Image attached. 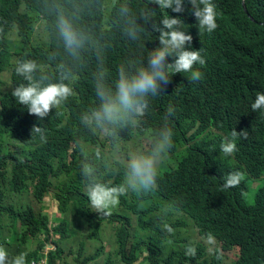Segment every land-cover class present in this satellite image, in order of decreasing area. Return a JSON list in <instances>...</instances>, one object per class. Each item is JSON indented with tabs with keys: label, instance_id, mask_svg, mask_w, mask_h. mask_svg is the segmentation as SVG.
Segmentation results:
<instances>
[{
	"label": "trees",
	"instance_id": "16d2710c",
	"mask_svg": "<svg viewBox=\"0 0 264 264\" xmlns=\"http://www.w3.org/2000/svg\"><path fill=\"white\" fill-rule=\"evenodd\" d=\"M55 2L80 11L79 24L88 33L90 44L82 52L83 68L75 86L76 95L66 102L61 115H55L56 110H52L42 122L47 130V142L31 139L32 126L41 122L29 114L26 106L17 103L12 89L1 99L0 243L11 253L29 249L30 260L40 255V249L52 234H59L60 238L52 241L55 249L49 252L50 264L56 260L62 264H132L141 256L145 264H220L221 256L218 259L217 253L212 258L208 256L211 253L205 236L211 233L223 249L241 247L237 264H261L264 261V191L259 193L253 206L244 201L246 191L230 188L219 192V177L228 168L216 167L213 153L198 143L187 149V155L177 168V162L173 166L174 163L167 160L170 166L161 169L158 179L162 181V214L152 218L138 216L140 234L131 233L130 217L122 221L116 240L118 260L113 259L111 253L99 260L104 249L101 224L80 215L76 207L60 195L55 194L53 198L60 203L62 215L53 216L52 227L50 215L43 206L36 208L14 199V194L26 193L42 203L47 193L43 191L47 176L55 165L65 168L71 178H78L83 158L77 147L78 139L83 138L90 151L96 145H104L98 136L89 134L79 124L80 113L95 104L91 79L97 65V52L115 78L122 61L139 60L159 46L157 32H146L139 45L123 36L116 22V7L123 0H104L103 8L99 7L101 0ZM214 3L219 13L217 29L202 41L191 44L192 49H204L202 55L206 64L194 66V70L202 73V78L189 82L190 73H177L161 93L166 105L174 104L179 111L181 130L175 131L170 155H176L177 145L191 141L196 135L212 136L216 128L231 133L233 128H238L250 133L239 144L238 159L258 176L264 170V109L259 115L251 114L250 103L254 102L258 91H264V0H245L247 11L243 0H214ZM131 5L134 8L147 6L145 0H131ZM149 8L156 12L157 21L167 15L158 5L149 4ZM185 9L183 13L167 11L173 17L182 18L183 28L190 34V27L196 26L197 21L188 0H185ZM49 12V0H0V30L4 35L0 74L15 67L17 60L23 58L37 59L47 71L54 73L55 64L67 59L54 37V17ZM53 54L56 55L54 62L50 60ZM17 78L14 68L13 80ZM3 84L0 77V86ZM193 126L195 132L189 135ZM67 154L73 156L71 164L67 163ZM6 181L10 186L7 193ZM78 187L75 183L71 185L75 190ZM169 206L170 210L166 211ZM76 221L93 227L91 236L101 245L82 257L83 247H80L79 257L65 262L62 245L80 232L74 225ZM8 223L11 225L7 227ZM164 223L174 228V234L163 230ZM189 224L203 235L202 241L196 243L195 258L185 256L186 245H193L189 235L184 234Z\"/></svg>",
	"mask_w": 264,
	"mask_h": 264
},
{
	"label": "clouds",
	"instance_id": "9594fccd",
	"mask_svg": "<svg viewBox=\"0 0 264 264\" xmlns=\"http://www.w3.org/2000/svg\"><path fill=\"white\" fill-rule=\"evenodd\" d=\"M145 3L146 7L134 8L131 0H123L116 7V22L123 36L137 45L142 43V37L146 32L159 33V46L139 60L122 61L116 70L115 78L105 65L101 53L97 52V65L91 79L95 104L80 113L79 124L89 134L98 136L104 145H96L90 151L85 140L78 139L77 147L83 155L80 176L73 179L64 170L65 168L55 165L54 170L47 176L43 190L47 192L43 202L46 196L51 195L53 198L55 194L60 195L69 204L75 206L80 215L100 223L101 236H103V226L113 225L115 241L119 226L127 217L132 221L131 233L140 234L136 217L152 218L162 214L160 192L162 181L158 179L159 173L162 174L161 169L167 165V160L173 162V166L177 162V168L187 155V149L194 143L202 145L204 149L213 153L216 167L225 165L228 168L219 177L218 190L221 193L230 188L247 192V185L244 182L245 173L239 169L245 170L253 178H259L264 173L263 170L260 175L255 176L239 161V144L247 139L250 133L238 128H233L231 133L216 128V132L207 140H200L196 135L191 141L177 145V154L170 155L174 147L175 131L181 130L179 111L174 104L166 105L161 93L171 82V77L177 73H190L189 82H196L202 78V73L194 70V66L206 64V59L202 55L204 49H192L191 44L192 41H202L204 36L211 35L217 29L219 13L214 0H188L197 25L191 26L190 34H186L183 19L179 16L173 17L167 11L171 9L174 13H183L186 10L185 0H145ZM49 4V14L54 17V37L67 59L55 64L54 73L47 71L45 65L39 63L37 59L23 58L17 60L15 67L0 74L4 81L0 86V107L1 99L9 89H12V96L17 103L26 106L29 114L39 118L41 123L34 124L31 128V139H38L42 143L47 142L48 139L47 130L42 122L49 117L52 110H56L55 115H61L66 102L76 95L75 86L79 79V71L83 68L82 52L90 44L88 33L79 24L80 11L76 7L67 8L55 0H49ZM149 4L158 5L161 12L166 10L167 15H163L157 21L154 15L156 12L149 8ZM99 7H104V0H101ZM243 7L247 11L245 0ZM1 31L0 48L4 43V35ZM169 58H172V62H169ZM50 60L54 62L56 55H51ZM14 68L18 75L17 80H13ZM5 72L8 73L7 78L3 77ZM262 109H264V91H258L254 102L250 103V112L259 115ZM195 129L193 126L189 135L193 134ZM137 133L145 134L141 136L140 147L129 150L130 145L138 144L140 136H132ZM144 140H147L148 144H144ZM219 155L234 158L235 164L231 165L218 158ZM72 162V154H67V163ZM74 183L79 186L76 190L71 188ZM7 187H10L8 181L4 186L6 193ZM262 191L264 186L257 190L253 204L244 201L248 205H255ZM153 196H157L159 200L148 204ZM80 200L82 204H78ZM32 202L30 204L36 208L43 206V202L37 203L33 197ZM53 202H56L54 198ZM57 204L58 211H53L56 215H50L48 212L51 227L54 225L53 216L62 215L60 203ZM165 210H170V206ZM9 225L11 223H8L7 227ZM74 225L80 232L62 245L65 248V262L79 257L80 247H83L80 250L81 257L89 253L85 244L87 240L96 239L91 236L93 227L79 221ZM162 228L168 234H174V228L168 223H164ZM78 235L81 238L79 246L75 244L67 246L68 243L74 242L73 238ZM205 237L209 245L218 242L211 233ZM58 238H60L59 234H52L45 246L40 249V255L30 260H28L29 249L11 253L4 244L0 243V264H50L49 252L55 249L52 241ZM219 244L220 250L216 249L215 254H218V259L221 256L220 264H223L221 251L231 250H237V257L232 262L237 264L241 257V247L234 245L223 249L221 242ZM30 246L34 247L32 244ZM96 248L97 246L94 251ZM196 255L197 248L192 244L186 245L185 256L195 258ZM116 256L119 258L117 254ZM208 256L212 258L214 254ZM54 264H62V262L56 260ZM132 264H145L143 256ZM261 264H264V261Z\"/></svg>",
	"mask_w": 264,
	"mask_h": 264
},
{
	"label": "rangeland",
	"instance_id": "374dc122",
	"mask_svg": "<svg viewBox=\"0 0 264 264\" xmlns=\"http://www.w3.org/2000/svg\"><path fill=\"white\" fill-rule=\"evenodd\" d=\"M34 36L37 39L39 38V34L37 33V31L34 32ZM3 77L7 78L8 73L5 72L3 74ZM211 137H212L211 135L203 134L200 136L199 139L200 140H207V139H210ZM140 140H141V137L138 139L137 146L130 145L128 147V149L129 150H135L137 147H140ZM144 144H148L147 140H144ZM218 158L225 160L227 163H229L231 165L235 164L234 158H227V157H223L222 155H219ZM239 171H242L245 173L244 182L247 185V192L245 195V201L248 204H253L255 201V194H256L257 190L264 186V173L259 178H253L245 170L239 169ZM6 190L8 191V187ZM13 197L15 200L22 201L24 203H33L31 194H29V195H27V194H23V195L14 194ZM158 200H159V198L157 196H153L148 201V204L156 202ZM57 205H58L57 201L53 202V198L51 195L45 197V200L43 202V206H44L45 210L47 212H49L50 215H54V214L56 215V213H54L53 211L54 210L58 211ZM130 228H132V227H130ZM183 231H184V229H183ZM102 233H103V237H104V240H103L104 249H103V252L101 253V255L99 257V260L100 261L104 260L110 253H111V256L113 259L118 260L116 254H115V252L118 248V245L113 238V225L103 226ZM184 234L189 235V238H190L191 242L193 243V246H196V243L198 241H202V236H200L198 234V231L193 227L192 224H189L187 226V231L186 232L184 231ZM56 237H58V236H56ZM73 241L74 242L68 243L67 246H72L74 244L79 246V243H81L80 235H78V237H76V238H73ZM100 245H101V242H99V241L97 242L96 240H87V243L85 244L86 251L92 252V251H94L96 246H100ZM216 249L220 250V244L219 243L214 242L212 245H209V252L211 254H215ZM221 252L223 254V264H232V262L237 257V250L221 251Z\"/></svg>",
	"mask_w": 264,
	"mask_h": 264
}]
</instances>
